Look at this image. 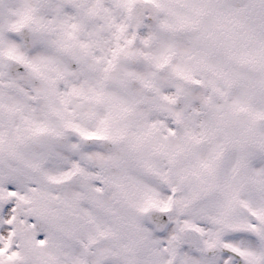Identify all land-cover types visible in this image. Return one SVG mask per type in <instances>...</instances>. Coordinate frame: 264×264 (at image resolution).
<instances>
[{
	"label": "snow or ice",
	"instance_id": "6c2138e0",
	"mask_svg": "<svg viewBox=\"0 0 264 264\" xmlns=\"http://www.w3.org/2000/svg\"><path fill=\"white\" fill-rule=\"evenodd\" d=\"M0 264H264V0H0Z\"/></svg>",
	"mask_w": 264,
	"mask_h": 264
}]
</instances>
